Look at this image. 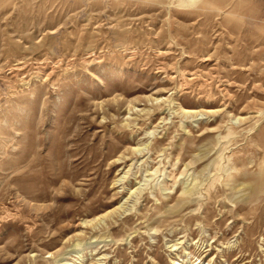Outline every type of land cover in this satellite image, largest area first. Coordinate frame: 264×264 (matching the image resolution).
Here are the masks:
<instances>
[{"label": "rangeland", "instance_id": "rangeland-1", "mask_svg": "<svg viewBox=\"0 0 264 264\" xmlns=\"http://www.w3.org/2000/svg\"><path fill=\"white\" fill-rule=\"evenodd\" d=\"M182 1L0 0V264H264V0Z\"/></svg>", "mask_w": 264, "mask_h": 264}, {"label": "bare ground", "instance_id": "bare-ground-1", "mask_svg": "<svg viewBox=\"0 0 264 264\" xmlns=\"http://www.w3.org/2000/svg\"><path fill=\"white\" fill-rule=\"evenodd\" d=\"M183 1H185V0H183ZM182 1V2H183ZM196 0H189V2L191 3H194ZM188 2V3H189ZM184 3V2H183ZM185 113H187V114H194V112H192V111H188V110H186L185 111ZM230 136V135H229ZM135 151H136V149H134ZM137 151H139V150H137ZM117 162V161H116ZM216 175V174H215ZM258 180V178L256 177V179H255V181H257ZM200 186H201V182H197V180H195V184H193L192 186H190V188H187V189H185V190H183V193L185 194V195H193V196H195V195H200L199 194V188H200ZM109 212V211H108ZM108 212L107 213H105V214H103V215H101V216H97V217H95V219L93 220V221H89V222H84L83 223V225L84 224H91V223H93V222H100L101 220H103V218H105L106 216H107V214H108ZM81 243V242H80ZM74 245V244H73ZM79 245H80V247H81V244H79V243H75V245H74V247H79ZM66 255V254H65ZM64 256V255H63Z\"/></svg>", "mask_w": 264, "mask_h": 264}]
</instances>
